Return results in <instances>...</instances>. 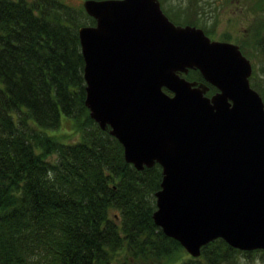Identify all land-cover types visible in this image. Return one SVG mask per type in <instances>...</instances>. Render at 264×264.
Segmentation results:
<instances>
[{
	"label": "trees",
	"instance_id": "trees-1",
	"mask_svg": "<svg viewBox=\"0 0 264 264\" xmlns=\"http://www.w3.org/2000/svg\"><path fill=\"white\" fill-rule=\"evenodd\" d=\"M253 8L262 30L245 42L264 73V0ZM93 22L82 4L0 0V264H162L180 251L175 264H238V253L251 250L221 237L184 255L151 216L161 166L135 168L119 140L81 114L78 26ZM186 76L202 79L197 69ZM63 117L80 127L77 139L59 131Z\"/></svg>",
	"mask_w": 264,
	"mask_h": 264
},
{
	"label": "water",
	"instance_id": "water-1",
	"mask_svg": "<svg viewBox=\"0 0 264 264\" xmlns=\"http://www.w3.org/2000/svg\"><path fill=\"white\" fill-rule=\"evenodd\" d=\"M82 5L84 103L127 162L160 164L154 223L192 256L217 237L264 249V101L239 44L174 23L159 0Z\"/></svg>",
	"mask_w": 264,
	"mask_h": 264
},
{
	"label": "rangeland",
	"instance_id": "rangeland-1",
	"mask_svg": "<svg viewBox=\"0 0 264 264\" xmlns=\"http://www.w3.org/2000/svg\"><path fill=\"white\" fill-rule=\"evenodd\" d=\"M62 1L77 7L82 4V0ZM160 2L162 3L164 9V6L167 7L169 11H165L170 16H172L173 14H177L178 17L183 21L188 20V23L199 25L203 29L206 26V28L210 30L212 29L211 34L207 33L211 38L224 39L222 38V36H225V32L229 33L232 38L226 40L238 43L242 52L251 61L252 72L250 76H252L254 72L256 76L254 75L253 79L249 77L250 84L258 90V87L253 85V80H255L256 84L264 89V73L259 69L261 63L258 53L254 52L256 50L255 45H253V43L245 42L246 40L252 41V39L254 38L252 34L255 31L262 30L260 21H258L260 17L257 15V12L253 8L255 0L254 2L253 0H160ZM83 17L84 14H82V18ZM89 20L90 19H87V22ZM235 37H239L238 41L234 40ZM258 91L260 92V90ZM81 114L83 116H89L87 107L86 109L82 110ZM59 128V131L65 134H70V136L67 137V139L69 140H75L79 137L78 132H80V127L77 128L76 131V129L73 128L71 121L65 117H63V123ZM72 128L74 129V131ZM115 211L116 209L111 208L109 210V216L116 218L114 216ZM116 221L118 222L119 219H116ZM185 251L183 250L184 255H187V251ZM178 254H181V251ZM178 254L169 258H163L164 260L162 264H175L180 257V255L178 256ZM116 256H118V254ZM121 261L123 260L114 259L112 264H120ZM237 263L264 264V251L251 250L249 251V253L239 252Z\"/></svg>",
	"mask_w": 264,
	"mask_h": 264
},
{
	"label": "flooded vegetation",
	"instance_id": "flooded-vegetation-1",
	"mask_svg": "<svg viewBox=\"0 0 264 264\" xmlns=\"http://www.w3.org/2000/svg\"><path fill=\"white\" fill-rule=\"evenodd\" d=\"M164 4V3H163ZM165 7V10L168 12L169 10L167 9V7L166 6H164ZM170 13V12H169ZM173 21H175V22H179V23H186V21H183L181 18H179L178 17V15L176 14V15H172V18H171Z\"/></svg>",
	"mask_w": 264,
	"mask_h": 264
}]
</instances>
